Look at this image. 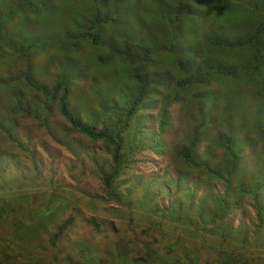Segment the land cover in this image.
Returning <instances> with one entry per match:
<instances>
[{
  "label": "trees",
  "instance_id": "obj_1",
  "mask_svg": "<svg viewBox=\"0 0 264 264\" xmlns=\"http://www.w3.org/2000/svg\"><path fill=\"white\" fill-rule=\"evenodd\" d=\"M61 1L66 10L79 6L70 28L55 34L52 42H30L21 30L17 34L11 30L13 14L20 9L29 10L30 15L47 13L46 0H0V58L9 60L7 67L16 60L17 67L3 84L13 90L14 114L30 116L48 128L53 108L65 133L100 145L107 156L105 165H100V158L92 161L104 193L117 207L125 205L113 183L134 157L131 151H146L161 159L173 151L162 140L168 109L178 106L187 111L192 106L201 120L193 128L196 138L175 152L182 167L176 178L147 181L151 188H158L152 193L174 199L170 203L174 219L171 213L155 221L152 216L158 210L147 211L140 228L147 238L140 241L142 259L124 256L119 264H264V0H159L154 13L151 0L138 6L137 0ZM121 14H126L125 22L117 19ZM50 50L49 59H56L58 68L48 85L35 73L32 56ZM98 70L110 83L103 85L104 97H97L101 113L83 121L74 109L73 93L78 81L94 79ZM95 87L91 88L94 95ZM249 105L256 107L252 123L245 116ZM235 106L245 115L235 112ZM154 107L160 126L143 132L134 120L140 112L151 116ZM223 117L226 131L211 139L218 153L204 159L198 150L199 137L204 138V129L213 122L219 124ZM213 182L221 187L216 190ZM57 200L51 194L46 209L35 210L31 216L45 215ZM246 202L255 209L257 222L251 228L232 227L233 216ZM6 207L1 206L3 216L12 211ZM123 212L130 223H143L135 221L139 215L130 209ZM16 227L14 234L22 235L16 258L9 262L3 258L0 264H15L18 259L39 264L29 234L36 228L20 222ZM61 232L59 227L50 237L52 243ZM154 234L160 236L159 243H165L164 253L148 241ZM11 246L4 247V255ZM193 248L205 251L204 262ZM52 259L53 264H69L68 259L58 263L55 255ZM82 264L96 261L84 257Z\"/></svg>",
  "mask_w": 264,
  "mask_h": 264
},
{
  "label": "rangeland",
  "instance_id": "obj_2",
  "mask_svg": "<svg viewBox=\"0 0 264 264\" xmlns=\"http://www.w3.org/2000/svg\"><path fill=\"white\" fill-rule=\"evenodd\" d=\"M151 2L154 13L159 0H151ZM46 3L49 11L40 15H30L29 10L20 9L19 12L16 10L15 12L18 13L13 14L14 22L10 26L13 33L21 30L30 42H52L55 34L70 28V22L76 18L75 8L78 9L79 6H72V10H66L62 8L61 0H46ZM140 4H146V0H137V6ZM51 9L54 10L50 12ZM147 10L151 11V8L147 7ZM126 18V14L117 16V19L124 22ZM51 55L50 50L46 54L32 56L35 73L48 85L58 68L56 59L54 62L50 61ZM8 63L9 60L0 58V210L3 205L10 207L12 211L7 209L9 212L4 216L0 213V260L3 258L4 262L15 260L19 250L18 240L22 239V235L18 232L14 234L16 224L19 222L28 228H36L29 234L33 236L37 247L32 254L39 264H50L51 261L53 264V255L56 260L58 259V263L68 259L69 264H82L84 257L95 260L96 264L116 262L119 264L124 256L129 260L142 259L140 241L147 238L142 235L140 228L144 227L147 211L151 214L152 208L158 210L152 216L155 221L175 211L170 206L174 199L152 193L157 192L158 188H151L147 181L151 177L175 179L180 173L182 167L174 157L175 152L177 153L182 146L196 138L193 128L201 122L194 108L191 106L187 111H182L178 106H173L168 109L170 115L167 114L164 118L166 124L162 140L168 147H173L169 156L161 159L146 151L137 152V149L131 151L134 157L113 183L120 200L125 205L117 207L104 193L100 173L92 161L94 157L100 158V165L102 167L105 165L103 162L107 156L101 151L99 144H92L87 138L75 133H65L63 121L57 117L53 108L48 114V128L47 123L41 126L38 120L30 116L13 113L15 102L10 98L13 90L10 84L5 86L3 83L13 76L17 67L16 60L11 63V67H7ZM215 63L216 60H213V64L217 65ZM95 74L94 79L89 77L87 80L78 81L73 93L74 109L83 121L101 113L97 97H104L103 85L110 83L102 76L100 70ZM92 85H96L95 95L91 90ZM118 85L119 82L115 86ZM213 87L215 89L217 85L214 84ZM32 104L36 106L37 99H34ZM38 105L43 106L42 103ZM239 108L240 106H235V112L245 115L243 111L238 110ZM248 111L249 114L245 116H250L248 122L252 123L256 111L255 105H249ZM150 113L151 116L140 112L134 120L143 132L148 129H158L160 126L155 117L157 108H152ZM32 114L37 112L33 111ZM141 116L144 122L140 121ZM225 120L223 117L218 120L219 124L213 122L204 129L205 137H199L201 140L198 150L204 159L216 154L217 149L211 139L220 131H226ZM128 144L135 147L130 142ZM213 183L216 185V190L221 187L219 183ZM163 187L166 188L165 185ZM203 192L204 188L200 190V194ZM51 194L57 196L59 200L47 208L45 215L31 216L35 210L46 209L45 205ZM114 208L121 209L122 212H113ZM125 208L130 209L134 215H139L137 218L135 216L131 218H135V221L142 219L143 223H130V218L123 212ZM171 218L174 219L173 213ZM232 220L234 228L239 224L251 228L257 222L258 216L251 204L246 202L244 209H239ZM33 223L36 226H33ZM59 227L62 228V232L58 240L52 243L50 237L56 234ZM159 238L158 234H154L148 241L164 253L162 248L165 243H159ZM8 243H12V246L4 255L6 251L4 247ZM192 251L200 255L201 263L204 262L206 253L203 249L193 248ZM15 264L30 263L18 259Z\"/></svg>",
  "mask_w": 264,
  "mask_h": 264
}]
</instances>
